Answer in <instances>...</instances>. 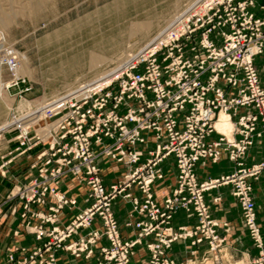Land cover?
Here are the masks:
<instances>
[{"label": "built area", "instance_id": "2783aa9c", "mask_svg": "<svg viewBox=\"0 0 264 264\" xmlns=\"http://www.w3.org/2000/svg\"><path fill=\"white\" fill-rule=\"evenodd\" d=\"M255 4L256 0H192L118 69L44 102L25 99L31 85L26 77L14 74L15 51L1 54V63L12 74L6 91H13L14 98L26 104L24 109H11L7 122L0 126V135L13 133L16 142L13 150L0 155V173L14 155L47 143L30 164L35 175L7 194V198L21 201L22 217L39 220L38 225L26 222L24 227L37 240H44L19 259L9 250L4 264H55L58 249L88 258L100 238L107 245L99 248L101 257L94 264H130L134 246L148 236L153 239L145 244L147 264H174L166 251L178 239L188 240L191 246L205 242L204 262L221 264L219 250L225 236L218 234L217 227L227 232L228 225L211 216L203 197L205 191L220 184L230 185L242 223L258 248V255L248 264H264L251 185L264 170V161L249 166L243 163L254 139L264 138V89L253 64L264 46V0L258 6L260 16L252 11ZM222 84L233 88V93ZM221 112L232 122L230 135L215 128ZM144 131H151L158 142L142 161L137 146L144 142ZM212 132L218 137L207 142L205 138ZM94 144L101 145L98 151L93 150ZM223 153L235 169L219 178L198 181L195 164L215 163ZM169 155L174 157L175 185L159 205L152 184L162 177L159 164ZM100 156L125 168L108 187L97 165ZM65 174L86 184L90 204L59 227L55 225L57 213L75 202L56 189ZM133 187L141 192L142 200L132 195ZM48 197L55 204L47 212L31 210L32 204L43 205ZM117 197L131 205L125 225L136 230L132 239L120 235L111 208ZM178 210L193 213L195 225L172 228L170 220ZM95 218L100 229L91 228ZM43 223L51 227L44 229ZM80 229L89 230L66 242Z\"/></svg>", "mask_w": 264, "mask_h": 264}, {"label": "crops", "instance_id": "0c3cea01", "mask_svg": "<svg viewBox=\"0 0 264 264\" xmlns=\"http://www.w3.org/2000/svg\"><path fill=\"white\" fill-rule=\"evenodd\" d=\"M263 0H256L252 11L257 15H262V11L258 8ZM253 64L256 68L259 84L264 89V46L262 52L253 58ZM223 89L229 94L233 93V88L222 84ZM243 112V110H240ZM13 133L0 135V155H5L8 151L15 148L16 142L12 139ZM144 142L137 146L140 151V159L143 161L147 158V152L152 150L158 142L151 131L142 132ZM215 132L210 133L205 140L207 142L217 139ZM164 140V138H162ZM104 143L108 140L104 139ZM47 145L41 142L34 146L28 153L14 155L11 161L1 168L0 173V264H4L6 255L9 250H14L16 259L22 258L28 252L38 247L42 241L37 240L34 234L27 231L24 224L28 222L31 226L38 225L39 220L35 216H21L22 204L17 198H7L10 189H15L35 175V170L30 167L36 153L41 151ZM101 145L94 144L93 150L98 151ZM3 159H0V163ZM264 161V138L254 139L251 146L248 147L243 163L246 166ZM97 165L100 168V175L105 187L115 182L124 172L125 168L122 164L108 159L107 157H98ZM159 167L162 177L155 180L152 184L153 198L157 204H161L163 199L167 197L175 185L176 167L174 157L172 155L164 158ZM235 169V164L228 159L226 154H222L220 159L212 163L209 160L197 162L194 166V173L198 181L219 178L230 174ZM252 196L255 208L256 224L260 230L262 245L264 249V170L259 174L256 180L251 182ZM58 192L68 199L75 202L72 206H65L56 216L55 225L62 227L66 225L73 216L80 210L86 208L90 204L88 196V187L82 182H78L71 174L62 176L61 181L56 186ZM133 196L142 200L141 192L133 187L131 189ZM204 201L208 206L211 216L220 223L225 222L228 225L227 232L222 226L217 227L219 235L225 236V241L219 250L221 264H248L258 255V248L248 235L246 228L241 220V209L235 198L231 194L229 184H220L213 187L203 194ZM215 198H218L217 200ZM55 200L48 197L46 203L32 204L30 206L33 211L47 212V207L54 205ZM111 208L117 221L120 235L124 239H132L136 230L132 226L125 225L128 220V212L131 210L130 203L124 198L117 197L112 201ZM196 218L193 213L184 210L176 211L170 220L172 228L179 226H193ZM44 229H49L51 224L43 223ZM91 228L100 229L98 218L93 220ZM89 229H80L72 234L66 242H72L79 237L84 236ZM152 236L142 239L141 243L136 244L130 257V264H147L149 253L145 246L146 242L152 240ZM105 238H100L93 246L92 254L86 258L83 255L73 256L69 252L58 249L55 251V264H94L101 257L100 247L106 246ZM207 244L205 242L191 246L188 240L178 239L172 242L166 251V256L171 259L174 264H198L203 261L206 256ZM194 251V252H192Z\"/></svg>", "mask_w": 264, "mask_h": 264}, {"label": "rangeland", "instance_id": "374dc122", "mask_svg": "<svg viewBox=\"0 0 264 264\" xmlns=\"http://www.w3.org/2000/svg\"><path fill=\"white\" fill-rule=\"evenodd\" d=\"M191 1L44 0L34 9L30 0H0V13L14 16L0 25V56L6 51L21 56L14 74L26 77L31 85L25 99L44 102L115 68L123 56L139 51ZM139 23L146 26L130 30ZM69 26L74 29L66 31ZM11 75L0 61V126L7 122L11 109H24L26 104L14 98L13 91L7 93Z\"/></svg>", "mask_w": 264, "mask_h": 264}, {"label": "bare ground", "instance_id": "6f19581e", "mask_svg": "<svg viewBox=\"0 0 264 264\" xmlns=\"http://www.w3.org/2000/svg\"><path fill=\"white\" fill-rule=\"evenodd\" d=\"M44 3V0H30V5L32 8H40L42 6V4ZM1 6V5H0ZM30 7V8H31ZM2 10V9H1ZM37 10V9H36ZM1 12V11H0ZM3 12V11H2ZM180 13V12H179ZM13 14L11 13H4L1 14L0 13V25H3V24H8L10 22V20L13 18ZM77 26V25H75ZM146 25L145 24H135L133 26H131L130 30L132 31L133 28L136 29V28H139V27H145ZM72 27V26H71ZM71 27L69 26L68 28H66V31H69L71 30ZM73 28V27H72ZM74 29V28H73ZM63 31V30H62ZM64 31V32H66ZM63 33V32H62ZM158 34V33H157ZM156 34V35H157ZM61 35V34H60ZM155 35V36H156ZM151 41V40H149ZM148 43V42H147ZM146 43V44H147ZM141 50V48L139 49V51ZM139 51H137L136 53H133V54H126L125 56H123L121 59H120V62L118 63V65H116L115 68L111 69V70H108V71H104L102 72V74L104 75L105 73H109L111 72L112 70H115V69H118L123 63H125L126 61L130 60L131 57H133L135 54H137ZM91 56V58H93V54H89ZM16 57H17V60L21 61V56L20 55H17L16 54ZM16 60V61H17ZM117 64V63H116ZM100 74V75H102ZM99 77V76H97ZM92 79V78H91ZM93 80V79H92ZM91 81V80H90ZM89 82V81H88ZM6 123V122H5ZM215 128L217 131L219 132H222L226 135H230L231 133V130H232V122L231 120L228 118L227 114H224L223 112H221L218 116V119L215 121Z\"/></svg>", "mask_w": 264, "mask_h": 264}]
</instances>
